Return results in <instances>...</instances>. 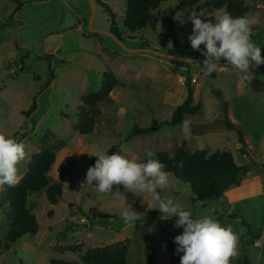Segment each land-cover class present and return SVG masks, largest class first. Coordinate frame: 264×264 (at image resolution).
<instances>
[{"label": "rangeland", "instance_id": "rangeland-1", "mask_svg": "<svg viewBox=\"0 0 264 264\" xmlns=\"http://www.w3.org/2000/svg\"><path fill=\"white\" fill-rule=\"evenodd\" d=\"M101 1L112 13L97 6L94 29L118 33L128 48L145 46L181 58L205 59L188 41L193 28L186 20L189 8L178 10L175 34L167 36V17L179 0H168L152 11L156 28L147 26L135 32L123 25L127 0ZM245 2L251 38L264 56V0ZM16 7L15 0H0V134L25 145V158L18 165L20 178L27 172L33 154L47 146L56 154L50 172L52 183L60 182L58 166L66 156L73 157L75 165L74 177L63 182L57 205L49 202L44 190L30 193L29 206L37 217L38 233L24 236L7 251L3 249L9 230L7 207L0 208V264H50L53 259L78 263L89 249L120 242H129L128 264L180 263L183 254H176L174 237L183 229L175 227V218L161 217L148 194L126 191L122 185H113V193L105 194L97 192L95 181L86 184L92 159L113 145L118 146V154L137 162L147 159L149 151L173 155L184 143L192 152L231 151L239 165L250 168L244 194L256 195L264 189V89L259 91L254 86L255 80L264 83V64L251 69L253 76L248 80L241 79L225 60L220 61L216 72L205 75L203 63L186 64L148 53H130L111 37L90 33L92 6L88 0H33L17 11ZM188 71L193 84L195 76L199 79L194 100L203 104L201 119L211 120L212 131L199 133L193 127L184 131L181 125H162L152 134L126 140L136 125L152 127L171 119L186 97L184 76ZM106 73L119 81L111 93L113 104H101L94 131L80 135L76 126L83 98L100 90ZM216 91L223 93V99ZM225 102L231 119H236L234 123L249 141V157L246 150H238V132L221 129L218 115ZM33 104L35 111L26 115ZM199 119V115L185 118ZM46 132L51 134L47 144L43 142ZM157 191L161 198H171L183 210H190L194 218L208 216L222 226H231L237 236L233 263L264 264V195L236 204V216H227L229 205L196 200L190 185L172 174L168 185ZM129 205L140 215L126 223L122 214ZM89 212L91 215H87Z\"/></svg>", "mask_w": 264, "mask_h": 264}, {"label": "trees", "instance_id": "trees-1", "mask_svg": "<svg viewBox=\"0 0 264 264\" xmlns=\"http://www.w3.org/2000/svg\"><path fill=\"white\" fill-rule=\"evenodd\" d=\"M16 10H19L24 4H31L33 0H15ZM97 6H102L109 10L110 6L101 0H95ZM168 0H127V8L123 18V25L135 32L144 29L147 26L156 28L157 21L152 11L156 10L161 4ZM189 8L186 16L187 23L191 26L188 16L192 12L214 13L216 10H225L233 17H246L249 13V7L245 0H179L177 6L170 11L167 21L169 35L174 36V19L179 9ZM209 16L202 17L207 19ZM118 37V33H115ZM120 38V37H119ZM146 44V43H145ZM145 47V46H143ZM185 86L186 97L178 105L170 120L163 121L160 125L152 127H141L136 125L126 140H131L140 135H148L157 131L162 125L176 127L185 122L187 116H197L203 111V105L194 100L195 87L193 77L190 72L186 73ZM254 85L256 89H264V84ZM119 86L118 79L111 73L104 74V82L100 90L89 94L83 98L79 122L76 131L80 135H88L94 131L97 119L101 115L99 106L101 104H113L111 93ZM260 91V90H259ZM214 92V91H213ZM216 93L222 97L221 91ZM220 113L224 116V125L228 131H237L238 141L241 145L240 150H246V141L244 133L239 129L229 115V107L222 104ZM36 109L35 104L31 106L26 115H30ZM50 133L46 132L44 143L50 140ZM118 146L113 145L106 153H117ZM153 158L158 159L165 165L164 171L172 174L181 182L190 185L192 194L198 201L214 200L219 201L232 188L240 186L247 177L250 168L247 165H239L231 151L218 150L210 153L208 150L190 151L186 144H182L173 155L162 151L154 154ZM97 157L91 161L95 164ZM148 159V158H147ZM147 159L139 162H144ZM56 164V154L52 147H44L41 151L33 154L27 172L19 182L12 187H5L0 191V208L7 207L6 218L9 224V230L6 235L4 250H9L11 245L22 239L26 235L34 236L38 233L39 224L37 217L31 212L29 206L30 193L45 191L47 199L52 205H57L63 195V182L70 181L74 177V158L66 156L58 166V176L60 182H51L50 172ZM92 212V211H91ZM89 212L87 215H91ZM1 246V243H0ZM129 242H120L106 247H95L89 249L80 256V262H67L53 259L50 264H128ZM149 263V262H148ZM149 264H152L149 263ZM180 264V263H178ZM230 264H235L230 261Z\"/></svg>", "mask_w": 264, "mask_h": 264}, {"label": "clouds", "instance_id": "clouds-1", "mask_svg": "<svg viewBox=\"0 0 264 264\" xmlns=\"http://www.w3.org/2000/svg\"><path fill=\"white\" fill-rule=\"evenodd\" d=\"M211 16L214 19L202 17ZM193 25L188 36L194 51L205 57L202 71L205 75L216 72L223 58L241 75V79L252 78L251 69L264 64L262 48L251 38L250 22L246 17H233L222 10L214 13L192 12L188 16ZM203 45V49H201ZM215 61V62H213ZM181 127L189 130L187 121ZM25 145L14 138L0 134V188L12 187L19 182L18 165L25 158ZM148 159L137 162L118 154H100L96 156L94 166L88 168L86 184L93 185L99 193H113V185H122L126 191L148 194L155 202L161 217L175 218V227L182 228L181 234L174 237L176 254L180 264H230L236 255L237 236L231 226H222L217 220L203 216L194 218L190 210H183L171 198H161L157 189H163L169 183V174L165 165L154 154L147 152ZM117 195L125 200L124 195ZM140 214L125 206L122 217L126 223L134 222Z\"/></svg>", "mask_w": 264, "mask_h": 264}, {"label": "crops", "instance_id": "crops-1", "mask_svg": "<svg viewBox=\"0 0 264 264\" xmlns=\"http://www.w3.org/2000/svg\"><path fill=\"white\" fill-rule=\"evenodd\" d=\"M77 30H79V28L77 29ZM57 38V37H56ZM186 69H188V68H186ZM195 78L197 79V81H196V84H194V87H195V94L197 93V90H196V85L198 84V81H199V79L197 78V76H195ZM256 81V84H264L263 82H260V80L258 81V80H255ZM251 84H252V82H251ZM194 94V95H195ZM198 103H201V102H198ZM196 104V103H195ZM202 104V103H201ZM203 105V104H202ZM205 110V108H204V106H203V111ZM203 111H202V113H203ZM201 113V114H202ZM201 114L199 115L200 116V119L199 120H196V122L195 121H191V120H189L190 122H193L191 125H188L189 126V128H191V127H193V128H196V132L198 131L199 133H203V132H206V131H209V132H211L212 131V129L210 128V126H211V120L209 119V118H204V119H201L202 118V116H201ZM229 115H230V118H231V114L229 113ZM218 119L220 120V123H221V129L222 130H225V131H228V130H226V128H225V126H224V121H223V119H224V116H223V114L222 113H220L219 112V115H218ZM233 122H234V120H236V119H231ZM185 121H187V120H185ZM189 121H187V122H189ZM236 122V121H235ZM196 126V127H195ZM192 128V129H193ZM225 128V129H224ZM225 131H223V132H225ZM196 132L194 133V134H196ZM229 132V131H228ZM198 135V134H197ZM196 135V136H197ZM202 137H200V139H201ZM246 141V143L247 144H249V141L246 139L245 140ZM250 145V144H249ZM242 147H241V145L239 144V146H238V150H240ZM250 148H251V146H250ZM250 150V149H249ZM245 156L246 157H249L250 156V153L248 152V149L246 150V153H245ZM263 174V173H262ZM246 182V180L244 179L243 181H242V183H241V185L238 187V188H232V189H230L226 194H225V196H224V198H222L221 200H219L218 202H222L223 204H225L226 206L227 205H229V207H228V211L226 212V214H227V216H236V214H234L233 213V209H234V206L236 205V204H241L243 201H246V200H248V198H251V197H254V196H263L264 195V189L263 190H261L258 194H256L255 195V193L254 192H251L250 194H244V189H245V183ZM246 190H248V189H246Z\"/></svg>", "mask_w": 264, "mask_h": 264}, {"label": "water", "instance_id": "water-1", "mask_svg": "<svg viewBox=\"0 0 264 264\" xmlns=\"http://www.w3.org/2000/svg\"><path fill=\"white\" fill-rule=\"evenodd\" d=\"M91 3L92 6V15H91V19L89 22V32L93 33V34H99V35H106L108 37H111L120 47H122L124 50H126L127 52L130 53H148V54H153L162 58H166V59H170V60H175L178 62H182V63H202L204 59H195V58H181V57H177L174 55H170V54H166V53H162L159 51H155L152 50L150 48H138V49H131L128 48L124 41L119 38L113 31L111 32H107V31H100V30H96L94 29V21H95V17H96V10H97V3L95 0H88ZM262 58H264V56H262ZM224 59L221 58L220 61H223ZM215 62V61H213Z\"/></svg>", "mask_w": 264, "mask_h": 264}, {"label": "built area", "instance_id": "built-area-1", "mask_svg": "<svg viewBox=\"0 0 264 264\" xmlns=\"http://www.w3.org/2000/svg\"><path fill=\"white\" fill-rule=\"evenodd\" d=\"M262 160L264 161V153H263ZM255 246H261V244L260 243H255Z\"/></svg>", "mask_w": 264, "mask_h": 264}]
</instances>
